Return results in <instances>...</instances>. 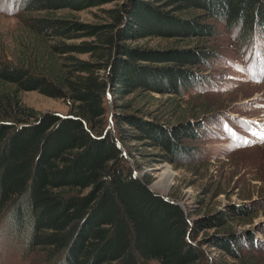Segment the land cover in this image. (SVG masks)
<instances>
[{
    "label": "trees",
    "instance_id": "1",
    "mask_svg": "<svg viewBox=\"0 0 264 264\" xmlns=\"http://www.w3.org/2000/svg\"><path fill=\"white\" fill-rule=\"evenodd\" d=\"M7 1L21 26L12 47L0 35V218L23 254L42 264H261L263 243L231 228L248 208L197 218L140 170L151 155L181 166L203 156L186 144L205 132L197 117L169 122L184 104L173 97L208 81L199 67L209 62L214 22L239 46L264 37V0ZM94 7L102 20L74 14ZM155 37L195 41L137 44ZM24 91L70 110L40 113L23 102ZM206 229L217 231L198 239Z\"/></svg>",
    "mask_w": 264,
    "mask_h": 264
},
{
    "label": "rangeland",
    "instance_id": "2",
    "mask_svg": "<svg viewBox=\"0 0 264 264\" xmlns=\"http://www.w3.org/2000/svg\"><path fill=\"white\" fill-rule=\"evenodd\" d=\"M114 4L108 3L101 8ZM14 11L10 1L0 0V35L9 47L13 46V34L21 26L20 11ZM74 14L84 22L102 20L99 7ZM214 23L218 24L219 32L206 39L209 42L205 49L211 54L209 62L199 67L208 81L196 84L183 96L173 97V101L184 104L179 107L178 114L168 119L173 122L186 116L197 117L196 121L205 132L200 139L187 140L186 144L200 147L203 156L183 161L181 166L151 155L150 161H144L140 175L153 177L150 186L154 191L164 196L173 194L179 204L184 209L190 207L197 218L218 210L226 211L231 205L248 208L250 212L242 216L243 220L237 218L231 228L236 232L253 233L264 245V37L257 36L250 45L241 43L239 46L233 31L227 30L223 21ZM194 41L155 37L137 44L183 48L194 46ZM81 57L87 58V55ZM154 94L162 100L167 98ZM21 96L26 105L40 113L50 111L65 115L70 110L66 101L38 91H24ZM110 105L111 102L105 104L111 109ZM184 107L187 112L181 113ZM139 146V143L132 146L135 159H139L136 154ZM148 150L153 154L163 153L159 148ZM6 229L4 219L0 218V264H42L38 254H23L19 241ZM215 231L206 229L198 239ZM256 253L259 262L264 264V252ZM211 254L215 257L221 252L211 250Z\"/></svg>",
    "mask_w": 264,
    "mask_h": 264
},
{
    "label": "snow or ice",
    "instance_id": "3",
    "mask_svg": "<svg viewBox=\"0 0 264 264\" xmlns=\"http://www.w3.org/2000/svg\"><path fill=\"white\" fill-rule=\"evenodd\" d=\"M246 143H247V141H246Z\"/></svg>",
    "mask_w": 264,
    "mask_h": 264
}]
</instances>
